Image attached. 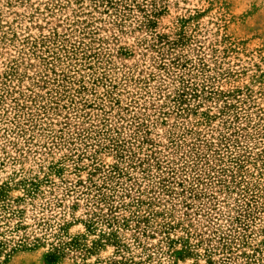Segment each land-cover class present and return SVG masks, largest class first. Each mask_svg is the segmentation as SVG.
<instances>
[{"label": "rangeland", "instance_id": "1", "mask_svg": "<svg viewBox=\"0 0 264 264\" xmlns=\"http://www.w3.org/2000/svg\"><path fill=\"white\" fill-rule=\"evenodd\" d=\"M0 264H264V0H0Z\"/></svg>", "mask_w": 264, "mask_h": 264}]
</instances>
